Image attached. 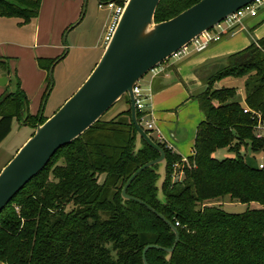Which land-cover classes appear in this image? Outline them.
<instances>
[{
	"label": "trees",
	"instance_id": "16d2710c",
	"mask_svg": "<svg viewBox=\"0 0 264 264\" xmlns=\"http://www.w3.org/2000/svg\"><path fill=\"white\" fill-rule=\"evenodd\" d=\"M200 1L161 0L155 21H168ZM41 2L0 0V17H19L29 24L38 18ZM66 55L45 59L41 66L50 72ZM7 60H0V67L9 75ZM223 61L197 97L205 119L197 127L194 155L179 166L183 179L172 182L181 156L152 137L166 152L165 202L158 199L155 169L142 172L128 189L130 196L162 214L180 234L169 260L165 251L150 249L148 264H264V168L248 164L241 152L243 148L254 153L264 150V137L257 136L259 119L251 113L260 114L264 123V38ZM227 77H247L244 103L237 98L236 88H214ZM8 78L9 86L0 98V143L12 132L14 119L35 129L47 120L43 109L38 115L30 114L20 80L15 76L11 91L13 82ZM47 81L43 101L54 86L50 76ZM124 99L129 105V99ZM246 109L250 111L245 113ZM142 116L138 111L139 122ZM136 135L129 107L97 122L60 149L0 213V264H144L147 246L173 247L172 229L145 206L124 201L121 195L129 178L159 157L145 142L135 153ZM225 148L235 157H214ZM226 196L262 208L244 213L199 208Z\"/></svg>",
	"mask_w": 264,
	"mask_h": 264
},
{
	"label": "water",
	"instance_id": "95a60500",
	"mask_svg": "<svg viewBox=\"0 0 264 264\" xmlns=\"http://www.w3.org/2000/svg\"><path fill=\"white\" fill-rule=\"evenodd\" d=\"M257 1L259 0H201L178 16L156 23L155 14L161 0H130L112 41L86 81L50 118L43 124L36 125L31 138L0 172V213L47 167L60 149L80 138L127 97L131 122L137 134L135 153L143 148L145 142L159 153V157L140 167L129 178L121 195L124 201H134L145 206L176 235L171 248L147 246L143 251V263L148 264L146 255L150 249L165 251L169 260L180 242L178 229L154 208L128 194L129 187L142 172L155 169L159 176L156 182L158 199L165 202L163 188L168 167L165 150L138 120L134 88L149 73L200 35ZM55 65L49 73L52 80ZM7 83L6 77L0 78L2 87L7 86Z\"/></svg>",
	"mask_w": 264,
	"mask_h": 264
},
{
	"label": "rangeland",
	"instance_id": "374dc122",
	"mask_svg": "<svg viewBox=\"0 0 264 264\" xmlns=\"http://www.w3.org/2000/svg\"><path fill=\"white\" fill-rule=\"evenodd\" d=\"M100 4L99 0H42L37 21L24 24L23 19L19 17H0V60L8 59L6 63L10 68L8 75L0 67V78L11 77L13 83L10 87L14 86L13 90H15V77L12 75L18 77L28 99L30 114L38 115L44 107L42 115L45 119L43 120L50 118L81 87L100 61L105 51L103 39L106 27L111 20L110 10L106 6L100 8ZM260 8L259 16L254 21L259 35L264 34V0ZM66 53V57L54 68L53 90L48 99L43 101L50 72L41 65L45 63V59H58ZM223 62L213 63L200 74L204 84L212 73L223 67ZM151 76L152 73H149L140 82V86L146 89V83ZM246 78L227 77L215 83L214 88H236L237 93L241 91L243 94L242 98L240 94L237 98L244 103ZM6 91V88L0 86V98ZM124 100L123 98L115 105L102 120H109L118 115ZM147 104L145 109L149 111V102ZM35 130L30 126H21L20 122L14 119L12 132L0 144V172L13 159L17 150L31 138ZM151 136L160 143L156 133L152 132ZM241 152L251 166L259 167V164H264V150L254 153L250 148H243ZM235 155L234 152L225 148L218 150L214 157L222 160L233 158ZM183 163L185 161L181 160L176 164L172 182L183 179L184 173L178 170ZM61 164H63L62 159H60ZM213 206L223 208L229 213H244L248 209L262 208L258 203L248 205L233 202L229 196L205 202L199 205V208Z\"/></svg>",
	"mask_w": 264,
	"mask_h": 264
},
{
	"label": "crops",
	"instance_id": "0c3cea01",
	"mask_svg": "<svg viewBox=\"0 0 264 264\" xmlns=\"http://www.w3.org/2000/svg\"><path fill=\"white\" fill-rule=\"evenodd\" d=\"M259 10L256 17H247L220 42L212 44L206 50L198 53L193 51L182 59L166 61L156 73L152 74L146 83V89L143 88L147 99L146 106L148 102L150 105V110H146L145 120L155 123L156 129L153 132L157 134L159 142L181 156L183 161L194 155L197 127L205 119L197 100L198 95L206 89L200 74L213 63L225 60L264 37V34H258L257 24L254 22L259 16ZM37 20L39 19L33 21ZM6 78L8 86L9 78ZM13 89L14 86L10 87L11 91H14ZM238 94L243 97L241 91ZM121 104V112L128 110L129 105L125 100Z\"/></svg>",
	"mask_w": 264,
	"mask_h": 264
},
{
	"label": "built area",
	"instance_id": "2783aa9c",
	"mask_svg": "<svg viewBox=\"0 0 264 264\" xmlns=\"http://www.w3.org/2000/svg\"><path fill=\"white\" fill-rule=\"evenodd\" d=\"M130 0H119L116 2L109 3H101L100 8L106 6L111 12V20L106 27V32L103 39L104 49L110 44L113 39V36L116 32L118 24L122 18V15L126 9V6ZM262 6V0L255 2L249 6L242 8L237 11L235 14L229 16L225 21L221 22L213 29L203 33L198 38L193 40L190 44H188L183 49L179 50L172 59H182L183 57L189 55L191 52H201L202 50L210 47L212 44L220 42L225 35L229 34L233 31L237 26L242 24L243 20L247 17H256L258 15V10ZM158 71V68L152 71L154 74ZM141 82V81H140ZM140 82H138L134 88V95L136 99L137 110L143 114L141 118V125L147 131H150V134L156 129L155 123L153 121L145 120L146 114V96L143 90V87L140 86ZM248 109L245 110V113H248ZM254 117H257L258 120V132L257 136L259 138L264 137V123L261 121L260 114H256L251 111ZM256 114V115H255ZM177 165H175L176 168ZM259 168L263 169L264 164H259Z\"/></svg>",
	"mask_w": 264,
	"mask_h": 264
}]
</instances>
